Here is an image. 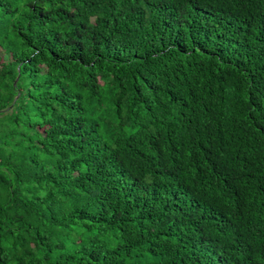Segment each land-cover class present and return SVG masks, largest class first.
<instances>
[{
  "label": "trees",
  "instance_id": "16d2710c",
  "mask_svg": "<svg viewBox=\"0 0 264 264\" xmlns=\"http://www.w3.org/2000/svg\"><path fill=\"white\" fill-rule=\"evenodd\" d=\"M0 264H264V0H0Z\"/></svg>",
  "mask_w": 264,
  "mask_h": 264
}]
</instances>
